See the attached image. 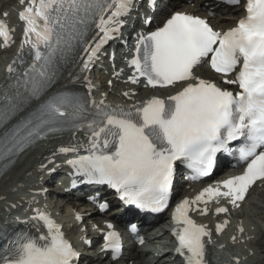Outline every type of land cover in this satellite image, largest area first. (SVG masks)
<instances>
[{"label":"snow or ice","instance_id":"6c2138e0","mask_svg":"<svg viewBox=\"0 0 264 264\" xmlns=\"http://www.w3.org/2000/svg\"><path fill=\"white\" fill-rule=\"evenodd\" d=\"M19 2L26 4L19 12L24 22L19 59L7 65L9 75L0 86V161L4 162L0 173L41 139L84 131L87 154L67 161L76 173L89 182L109 185L127 205L161 212L168 206L178 162L191 169L190 178L197 180L213 173L218 153L234 154L246 165L241 174L208 185L192 200H181L173 212L175 251L186 264H206L211 232L189 212L207 214L209 202L219 203L220 198L238 208L252 186L264 182V0H245L246 15L227 31L215 30L200 16L175 11L162 26L137 33L128 81L136 85L143 78L145 87L178 90L128 106L92 99L93 85L87 75L83 76L86 95L51 89L62 66L80 52V74L91 71L104 45L125 25L135 0ZM95 29L99 31L91 35ZM13 31L0 19L3 47L13 41ZM205 62L225 84L240 91L233 93L197 75L196 68ZM122 95L131 98L135 93ZM236 141L242 143L232 149L230 144ZM58 150L79 152L74 145ZM227 211V207L215 208L217 214ZM32 219L42 221L47 233L20 234L0 255V264H76L80 253L61 226L39 209ZM227 223L218 224L216 231ZM107 227L103 248L116 259L122 247L120 234L111 223ZM239 231H244L242 226Z\"/></svg>","mask_w":264,"mask_h":264},{"label":"bare ground","instance_id":"6f19581e","mask_svg":"<svg viewBox=\"0 0 264 264\" xmlns=\"http://www.w3.org/2000/svg\"><path fill=\"white\" fill-rule=\"evenodd\" d=\"M200 1L201 0H198L197 3H196V5L198 7H200V5H201ZM238 8H240L239 5L236 6V7L231 8V9H228L227 14L222 15V17L220 16L221 18L220 17H216V18L212 19L211 21L213 22L214 26L217 27V28H222V27H227V26L231 25L233 23L232 20H231V18L234 17V15H236L235 13H236V11H237ZM98 31H99L98 29H95L91 33V35H96V32H98ZM20 55H23V54H20ZM81 57H83V52H80L79 55H77L76 58L74 60H72L70 62V64L63 70V72L61 73V75H60V77L58 79V82H57L56 86L53 89H51L52 92H55V91H57L59 89L71 88V87L78 88V89H83V88L84 89H87L88 88L86 81L83 80V74L82 75L80 74V60H81ZM6 64H7V60L5 59V60H3V64H2L3 65V68L6 66ZM202 72L203 73H201V72H199V73L202 74L205 77H212L211 76L212 74L209 71H207V69H203ZM6 75L8 77L9 74H6ZM202 75H199V76H202ZM77 76H79L80 78L77 79L76 78ZM141 88H142V86L139 85L138 88H136V89H141ZM124 90L129 91L125 87V88H121V90H119V92L124 91ZM172 90H174V89H172ZM161 93H162V95L163 94L164 95H169V94H171V91H165V92L164 91H161ZM137 94H141V93L137 92ZM119 95H120V93H119ZM162 95H158V96H162ZM129 99H131V98L126 97L125 98L126 102L129 101ZM131 100H133V101L134 100H140V97L138 96V97H135V99H131ZM114 101H116V99H114ZM67 136H69V137L70 136H76L77 138L78 137L79 138L81 137V140L83 141V143H84L85 146L88 143V141H87V135H86L85 132L75 133V134L71 133L70 135L68 134ZM67 136H63V137L64 138H68ZM48 138H50V137H48ZM50 141H52L50 144H41L38 147V149L35 150L33 154H31L30 157H32V158H30L29 160H32L33 159L35 161L36 159H39L40 157L42 158V157H46V156L56 157V153H57V151H59L57 149H59L60 146L69 145V142L68 141H66L65 139H60V137H58V139H55V137L54 138H51V140H49L48 143ZM56 141H57V144H56ZM21 155L16 160L15 167L13 169H15L17 167V165L19 164V162L21 160V157H22ZM46 161H47V157L45 159H43L42 162L45 163ZM25 166H26L25 173L26 174H30V175H33V173H35L39 169V167H37L36 165H34V163H31L29 165H28V163H26ZM7 175H8L7 173L4 174L1 177V180L0 181L1 182L5 181V177ZM29 187H27V188H29ZM6 196H8V195H6ZM80 204H82V203H80ZM68 212H69V210H68ZM91 218L92 219L93 218L95 219L96 217H91ZM70 221H72V223H75V221H74L73 218H71V220H69L68 222H70ZM29 227H32V226L30 225ZM164 232H166V230H164ZM258 243H260V242H258ZM132 254L134 255V258L135 257L137 259L140 258L142 256L141 249L140 248H136L133 251ZM263 257H264V254H263Z\"/></svg>","mask_w":264,"mask_h":264},{"label":"rangeland","instance_id":"374dc122","mask_svg":"<svg viewBox=\"0 0 264 264\" xmlns=\"http://www.w3.org/2000/svg\"><path fill=\"white\" fill-rule=\"evenodd\" d=\"M12 2L13 0H0V9L1 4L11 6ZM9 11L10 10L8 9L7 13ZM8 54V52L0 53V62ZM95 82L98 84L103 83L101 72L95 73ZM12 175L14 174L10 173L6 176L5 181L0 183V188L3 187L7 179ZM23 185L24 184L21 183V186ZM240 212H245L247 214V218L253 223V231L251 237H253V240L257 239L255 241L256 244H252V242H250L249 245L247 243L245 244V246H247V248H249L251 252L253 251V254L244 260V264H264V185H260L251 193L247 200V203L245 204V207L241 208ZM62 215H64V213ZM73 231L74 229L71 230V233H73ZM162 232L163 231H160L158 234L159 237L157 238V241H155L156 245L163 246L167 243L166 234Z\"/></svg>","mask_w":264,"mask_h":264}]
</instances>
